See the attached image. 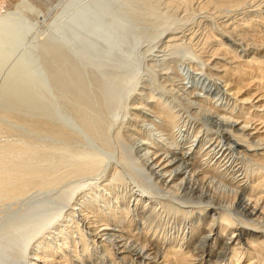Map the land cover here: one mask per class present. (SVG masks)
<instances>
[{
  "label": "bare ground",
  "instance_id": "bare-ground-1",
  "mask_svg": "<svg viewBox=\"0 0 264 264\" xmlns=\"http://www.w3.org/2000/svg\"><path fill=\"white\" fill-rule=\"evenodd\" d=\"M0 264H264V0L0 13Z\"/></svg>",
  "mask_w": 264,
  "mask_h": 264
},
{
  "label": "rangeland",
  "instance_id": "rangeland-1",
  "mask_svg": "<svg viewBox=\"0 0 264 264\" xmlns=\"http://www.w3.org/2000/svg\"><path fill=\"white\" fill-rule=\"evenodd\" d=\"M18 1L19 0H0V13H4L5 11L10 10ZM28 1L31 4H33L36 8H38L40 11L43 12L46 9H48V7L52 6L57 0H28ZM161 222H159V223H161L162 227L160 229H156V231H155L157 239L160 243L159 244L160 249H162V250L164 248L168 249V247L174 248L176 246L181 247V246L186 244V242L189 240V238H188L189 235L187 236L185 233L189 227H186V226L183 227V225H180L179 223H177L179 226L174 225L175 230H173V226L171 223H169V222L166 223V221L164 222L163 219ZM184 237H185V239H184ZM194 240H195V238L192 239V241H194ZM166 245H167V247H166Z\"/></svg>",
  "mask_w": 264,
  "mask_h": 264
}]
</instances>
